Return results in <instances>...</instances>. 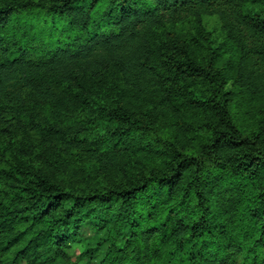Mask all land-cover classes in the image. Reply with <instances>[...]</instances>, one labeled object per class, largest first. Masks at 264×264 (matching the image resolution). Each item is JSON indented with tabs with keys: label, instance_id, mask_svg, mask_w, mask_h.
<instances>
[{
	"label": "trees",
	"instance_id": "obj_1",
	"mask_svg": "<svg viewBox=\"0 0 264 264\" xmlns=\"http://www.w3.org/2000/svg\"><path fill=\"white\" fill-rule=\"evenodd\" d=\"M0 162V264H264V0H0Z\"/></svg>",
	"mask_w": 264,
	"mask_h": 264
},
{
	"label": "rangeland",
	"instance_id": "obj_2",
	"mask_svg": "<svg viewBox=\"0 0 264 264\" xmlns=\"http://www.w3.org/2000/svg\"><path fill=\"white\" fill-rule=\"evenodd\" d=\"M201 25L205 29V31L211 35L214 44H219L222 42L223 34L221 32L220 23L216 16H203L201 18ZM182 26L183 27L181 28V31L185 32L188 36H191L193 33L192 21L187 19L186 21H184V23H182ZM15 138H16V142H20L19 136H16ZM75 163L80 164L82 166L80 160L78 161L77 159H75ZM0 166H1V162H0ZM0 190H2L1 187ZM91 234L92 232L89 231L87 228H83L81 231V236L83 237H89ZM79 248H80L79 245L74 246L73 249L70 250V255L72 257L76 255L78 253ZM18 264H24V263L20 262Z\"/></svg>",
	"mask_w": 264,
	"mask_h": 264
}]
</instances>
